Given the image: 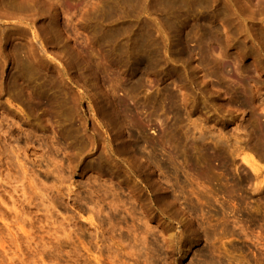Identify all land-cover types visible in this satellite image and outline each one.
Returning <instances> with one entry per match:
<instances>
[{
	"label": "rangeland",
	"instance_id": "obj_1",
	"mask_svg": "<svg viewBox=\"0 0 264 264\" xmlns=\"http://www.w3.org/2000/svg\"><path fill=\"white\" fill-rule=\"evenodd\" d=\"M10 2L0 264H264V0Z\"/></svg>",
	"mask_w": 264,
	"mask_h": 264
},
{
	"label": "bare ground",
	"instance_id": "obj_2",
	"mask_svg": "<svg viewBox=\"0 0 264 264\" xmlns=\"http://www.w3.org/2000/svg\"><path fill=\"white\" fill-rule=\"evenodd\" d=\"M13 1H15V0H13ZM16 1H17V0H16ZM22 1H23V2L25 1L24 3H27L26 1H28V0H22ZM22 1L20 0V2H19V0H18L19 3H22ZM31 1H32V3H35V0H31ZM31 1H30V2H31ZM38 1H39V0H38ZM146 1H147V0H146ZM30 2H29V5L32 6V3H30ZM36 2H37V0H36ZM152 2H153L154 4H156V5L159 7V9L161 8V9L163 10V12H164V11H166L167 7L171 6L172 4H173V5L176 4V3L179 4V3L182 2V0H150L149 3H152ZM24 3H23V5L25 6ZM37 3H38V2H37ZM45 3H46V2H45ZM7 4H8V5H7ZM17 4H18V3H16L15 5H17ZM46 4H47V3H46ZM170 4H171V5H170ZM0 5L2 6L1 8L5 7L4 9H8V7H9V10H10V11L12 10V13L14 14L13 10L16 9V8L14 7L15 5L12 4V3L10 2V0H9V1H6V0H5L4 2H3V1L1 2V1H0ZM6 5L8 6L7 8H6ZM20 5H22V4H20ZM23 5H22V7H23ZM26 5H27L26 7L29 6L28 3H27ZM33 5H34V4H33ZM38 5H39V3H38ZM38 5H37V6H38ZM42 5H44V4H42ZM151 5H152V7H153V4H151ZM45 6H46V5H44L43 7H45ZM10 7H11V9H10ZM12 7H14V9H13ZM16 7H17V6H16ZM22 7H21V8H22ZM26 7H25V8L23 7L22 9H26ZM32 8H33V6H32ZM154 8H155V5H154ZM156 8H157V7H156ZM4 9H3V10H4ZM27 9H28V8H27ZM35 9H36V8H35ZM42 9H43V8H42ZM161 9H160V10H161ZM9 10H8V11H9ZM19 10H20V9H19ZM19 10L16 9L15 11H16V12L18 11L17 13H19ZM37 10L40 12L39 9H37ZM45 10H46V9H45ZM162 10H161V11H162ZM38 11H37L36 13H39ZM43 11H44V10H43ZM54 11H55V10H54ZM20 12H21V11H20ZM5 13H7L6 15H7L8 17H10V16H12V17L14 16V17H15V16H16L15 14L12 15L11 12H10L9 15H8L7 10L5 11ZM55 13H56V12H55ZM55 13H54V16H55ZM0 14H2V12H1ZM39 14H41V13H39ZM3 15H4V13H3ZM6 15H5V17H7ZM17 15H18V14H17ZM56 15H57V14H56ZM18 16H19V15H18ZM18 16H16V17H18ZM54 16H53L52 18H54ZM57 17H58V15H57ZM57 17H55V18H57ZM18 18H20V17H18ZM50 18H51V17H50ZM55 18H54V19H55ZM47 19H48V18H47ZM54 19H53V20H54ZM57 19H58V18H57ZM57 19H55V20H57ZM50 20H51V19H50ZM53 20H52V21H53ZM52 21H50V22H52ZM44 24H45V23H44ZM44 24H41V25H44ZM49 24H50V23H49ZM52 24H53V25H52V26L50 25L49 28H50V27H54L55 30H56V28H57V26H58V25H56L57 23L54 21V22H52ZM54 25H56V26H54ZM44 28H45V27H44ZM46 28H47V27H46ZM54 28H53V30H54ZM42 29H43V28H42ZM47 30H48V29H45L46 32H47ZM50 30H51V28H50ZM50 30H49V31H50ZM53 30H52V32H53ZM43 31H44V29H43ZM56 32H57V31H56ZM59 32H61V31L59 30ZM7 33H8V32H7ZM47 33H48V32H47ZM47 33H46V34H47ZM8 34H9V33H8ZM55 34H56V33H55ZM56 35H57V34H56ZM56 35H55V37H56ZM60 35H61V34H60ZM44 36H45V35H44ZM51 36H52V34H51ZM51 36H50V37H51ZM57 36H58V35H57ZM46 37H48V36L46 35ZM50 37H49V38H50ZM60 37H61V36H60ZM183 37H184V36H183ZM183 37H182V38H183ZM148 38H149V37H147V38H145V39H148ZM50 39H51V38H50ZM53 39H54V38H53ZM57 39H58V38H57ZM142 39H143V38H142ZM179 39H180V36H179ZM184 39H185V38H184ZM7 40H8V39H7ZM58 40H59V39H58ZM151 40H152V39H151ZM142 41H143V42H142V47H140L141 49H139L138 47H136L135 50H137V48L139 49L138 52L142 50V52H140L141 54H142L143 52H145V51L149 52V50H147V49H149L150 47H152L151 49L154 48L153 50H155V47H156V44H155V43H156V41L153 42V43H150V44H148V43L143 44V43H144V40H142ZM180 41H181V39H180ZM182 41H183V39H182ZM184 41H185V40H184ZM147 42H148V41H147ZM54 43H55V42H54ZM180 43H181V42H180ZM183 43H184V42H183ZM55 44H56V43H55ZM146 44H148L150 47H149V48H148V46L146 47ZM138 46H139V44H138ZM140 46H141V45H140ZM143 47H146L147 49L145 50V48H143ZM10 49H11V48H10ZM20 49H21V48H20ZM63 49H64V48H63ZM72 49H73V48H72ZM13 50H14V49H13ZM65 50H66V49H65ZM65 50H64V51H65ZM153 50H151V51H152V54H154V53H153V52H154ZM71 51H72V50H70V52H71ZM16 52H17V51H16ZM19 52H20V51H19ZM74 52H75V51H74ZM136 52H137V51H136ZM136 52H135V54H138V52H137V53H136ZM20 53H21V52H20ZM75 53H76V52H75ZM17 54H18V53H17ZM21 54H22V53H21ZM71 54H72V52H71ZM146 54H147V53H146ZM150 54H151V53H150ZM150 54L148 53V57H147V58H150V57L152 56V55L149 56ZM73 55H75V54H73ZM142 55H143V54H142ZM144 55H145V54H144ZM23 56H24V55H23ZM139 56H141V55L139 54ZM145 56H146V55H145ZM24 57H25V56H24ZM24 57H22V58H24ZM141 57H142V60H141V61H142V65H143V63L146 61L147 58L145 57L146 59H144V56H141ZM13 58H14V57H13ZM22 58H21V59H22ZM25 58H26V57H25ZM25 58H24V59H25ZM152 58H153V57H152ZM21 59H20V60H21ZM27 59H28V57H27L25 60L27 61ZM138 59H139V58H138ZM153 59H155V57H154ZM139 60H140V59H139ZM26 61H23L24 63H21L22 65L20 64L21 61H19V65L21 66V68L23 67V64L25 65V64H27V62H28L27 67L29 66V61H27V62H26ZM19 65H18V66H19ZM30 66H31V65H30ZM15 68H16V67H15ZM18 68H19V67H18ZM21 68H19V69H21ZM24 68H25L24 71H27V70H26V67H23L22 69H24ZM27 69L30 70V67L27 68ZM21 71H23V70H21ZM24 71H23V73H24ZM19 75H20V74H19ZM16 78H17V77H16Z\"/></svg>",
	"mask_w": 264,
	"mask_h": 264
}]
</instances>
